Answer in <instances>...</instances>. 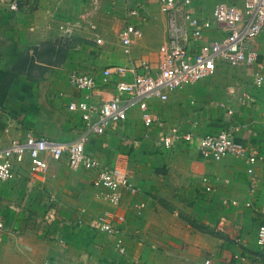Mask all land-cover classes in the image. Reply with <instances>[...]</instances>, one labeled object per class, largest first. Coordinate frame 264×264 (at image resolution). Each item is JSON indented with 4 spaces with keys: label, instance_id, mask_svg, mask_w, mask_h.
Returning <instances> with one entry per match:
<instances>
[{
    "label": "crops",
    "instance_id": "0c3cea01",
    "mask_svg": "<svg viewBox=\"0 0 264 264\" xmlns=\"http://www.w3.org/2000/svg\"><path fill=\"white\" fill-rule=\"evenodd\" d=\"M219 1L194 0L189 11L207 19ZM225 1L242 7L245 0ZM129 24L140 35L125 54L118 33ZM166 39L158 0H0V149L13 140L78 139L81 115L68 105L87 95L107 100L114 89L79 90L69 74L91 75L99 84L106 67H156ZM253 43L254 68L229 74L220 68L225 80L208 81L216 68L205 82L180 88L165 102L150 100V128L135 103L124 121L88 135L86 152L102 168L126 174L137 189L122 188L118 207L93 186L96 169L73 170L63 158L32 175L28 159L15 164L16 177L0 180V264H257L255 253L263 248L256 233L264 224V79L257 86L253 71L261 67L264 77V29ZM172 127L191 132L193 140L164 149L161 139ZM223 129L232 130L247 153L261 156L253 175L242 158L199 156L198 137ZM139 203L145 204L141 213ZM104 212L122 231L124 255L115 251L117 236L89 225Z\"/></svg>",
    "mask_w": 264,
    "mask_h": 264
},
{
    "label": "built area",
    "instance_id": "2783aa9c",
    "mask_svg": "<svg viewBox=\"0 0 264 264\" xmlns=\"http://www.w3.org/2000/svg\"><path fill=\"white\" fill-rule=\"evenodd\" d=\"M193 2L194 0H158L160 11L167 17V39L159 47L160 57L156 67L148 63L106 67L101 73L99 84L91 75L71 72L68 77L71 86L87 92L98 87L113 86L112 97L93 102L87 95L83 100L68 105L69 111H77L81 115L83 131L76 140L67 143H54L45 138L27 143L13 140L6 148L0 149V180L14 179L17 174L15 164L19 166L25 159L29 161V172L41 175L47 172L51 163H58L65 158L70 169L98 170L93 186L104 194L109 204L118 207L122 188L135 193L137 189L131 185L126 174L102 168L86 152L88 135H102L109 124L124 121L128 115L127 110L135 103L141 110L142 125L150 128L154 122L148 107L150 100L165 102L178 89L211 77L219 62L232 68H254L258 63V52L253 42L264 29V0H245L242 7L220 0L207 19L198 18L189 11ZM9 8L16 10L15 4H11ZM129 13L136 16L137 9H132ZM211 30L215 35L209 38ZM118 35L123 52L128 54L132 39L140 35V30L129 24L123 26ZM261 70L258 67L253 71L257 86L263 83ZM128 76L129 80L126 79ZM192 140L191 132L182 133L172 127L162 137L161 144L164 149L169 150L177 142ZM197 149L203 159L219 161L226 155L242 158L250 175H253L255 162L261 159L255 152L247 153L246 148L235 141L233 131L226 129L206 132L198 137ZM202 182L207 192L213 190L208 179L204 178ZM245 206L249 207L250 203ZM144 207V203H139L137 212L141 213ZM110 214L104 212L93 218L91 228L117 236L115 251L118 255H124L126 248L120 236L122 231L113 224V216ZM118 220L123 221V218L118 217ZM256 244L264 248V224L257 229ZM45 264L56 263L48 261ZM205 264H209L208 261Z\"/></svg>",
    "mask_w": 264,
    "mask_h": 264
},
{
    "label": "rangeland",
    "instance_id": "374dc122",
    "mask_svg": "<svg viewBox=\"0 0 264 264\" xmlns=\"http://www.w3.org/2000/svg\"><path fill=\"white\" fill-rule=\"evenodd\" d=\"M220 68L224 69V73L225 74H229L230 71L236 70L235 68H232V67L228 66L224 62H219L218 65H217V74L214 77H212L211 79H209L208 81L211 80V81H214V82L217 81L218 83H222V81L225 80V77L220 74ZM205 81L206 80L201 81L200 83L205 82ZM98 215H96V216H98ZM96 216H94L93 218H95ZM93 218H91V220H90V224H89L90 227H91V221H92ZM78 222L80 223L81 221H78ZM254 259H255L254 261H257V264H264V248L260 249L258 252L255 253Z\"/></svg>",
    "mask_w": 264,
    "mask_h": 264
}]
</instances>
